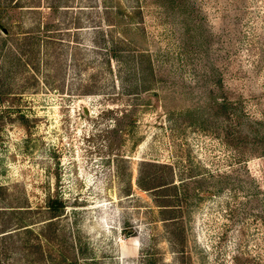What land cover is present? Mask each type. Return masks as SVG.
<instances>
[{
  "label": "rangeland",
  "instance_id": "rangeland-1",
  "mask_svg": "<svg viewBox=\"0 0 264 264\" xmlns=\"http://www.w3.org/2000/svg\"><path fill=\"white\" fill-rule=\"evenodd\" d=\"M2 226L0 264H264V0H0Z\"/></svg>",
  "mask_w": 264,
  "mask_h": 264
},
{
  "label": "trees",
  "instance_id": "trees-1",
  "mask_svg": "<svg viewBox=\"0 0 264 264\" xmlns=\"http://www.w3.org/2000/svg\"><path fill=\"white\" fill-rule=\"evenodd\" d=\"M150 165V166H157V164H151L150 162L143 161L141 163V169L140 173L137 179V185L139 188L143 190H154L157 193H164L162 197H172L173 199L177 198V184L174 182L172 178L169 179H161L157 178L154 173L146 172L144 170V166ZM162 167H167L168 164H160ZM159 165V166H160ZM171 169V168H170ZM151 181H156L154 183H151ZM166 190L172 191V193H165ZM170 199V198H165ZM174 201V200H173ZM163 208L161 209L162 212H167V216H165L163 219L169 220V222H174L176 219V216L173 212H175V205L173 204H162ZM48 210L51 213V215H54V213L62 207V202L60 200L54 199L49 200L48 202ZM166 207V208H165ZM52 226H42L41 229V235L43 236L44 240L46 242H49L52 240ZM33 231L28 226H2L0 228V239L6 240L13 238L15 236H20L21 234H31ZM40 234H38L39 236ZM68 264V263H67ZM73 264H76L75 262Z\"/></svg>",
  "mask_w": 264,
  "mask_h": 264
}]
</instances>
